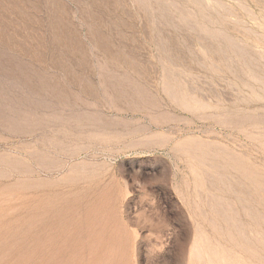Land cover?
Returning <instances> with one entry per match:
<instances>
[{
  "label": "rangeland",
  "instance_id": "374dc122",
  "mask_svg": "<svg viewBox=\"0 0 264 264\" xmlns=\"http://www.w3.org/2000/svg\"><path fill=\"white\" fill-rule=\"evenodd\" d=\"M0 264H264V0H0Z\"/></svg>",
  "mask_w": 264,
  "mask_h": 264
}]
</instances>
